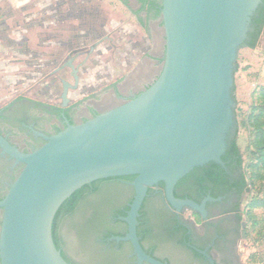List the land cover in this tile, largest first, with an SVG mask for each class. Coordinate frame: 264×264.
<instances>
[{
  "label": "water",
  "instance_id": "obj_1",
  "mask_svg": "<svg viewBox=\"0 0 264 264\" xmlns=\"http://www.w3.org/2000/svg\"><path fill=\"white\" fill-rule=\"evenodd\" d=\"M262 0H162L166 36L160 76L136 97L68 126L31 152L0 135L4 151L23 168L0 200L2 264H70L57 248L53 223L59 208L91 182L135 175V189L120 241H131L140 261L167 264L147 254L137 236L150 187L165 184L175 206L201 210L174 196L180 178L222 155L236 136L234 96L239 50L246 47Z\"/></svg>",
  "mask_w": 264,
  "mask_h": 264
},
{
  "label": "flooded vegetation",
  "instance_id": "obj_2",
  "mask_svg": "<svg viewBox=\"0 0 264 264\" xmlns=\"http://www.w3.org/2000/svg\"><path fill=\"white\" fill-rule=\"evenodd\" d=\"M136 1L139 10L143 2ZM65 6L67 8L61 14L56 13L61 10L50 8V16L54 19L60 16L69 20L79 18L81 22L79 26L70 23L65 27L69 33L67 40L60 43L59 49L51 52V58L45 62L53 65L49 68L52 72L48 83L53 93H49V98H52L41 101L21 95L0 106V135L24 152H31L43 145L46 142L44 135L58 133L69 123L85 122L136 97L157 80L165 63L166 36L162 14L156 16L155 10L149 9L148 5L139 15L134 10L139 22L148 28L150 34L155 23L163 29L159 36V54L153 57L149 52L130 74L99 94L83 98L88 60L95 52L98 53L95 49L103 38L96 39L87 49L83 40L87 32L82 31L87 22L86 10L81 6L73 8L71 2L65 3ZM139 17H142V21ZM57 35L56 32L54 38ZM152 35L154 38V33ZM34 70L46 69L41 65ZM87 88H90L89 84ZM228 151L229 145L222 155L224 164L211 161L196 166L175 185L176 198L191 200L201 206V210L188 205L175 206L166 195L165 184L164 188L160 183L150 187L152 193L137 224V236L147 254L167 264H247L244 260L247 222L242 210L246 189L240 192L237 186L241 170L235 156ZM212 164L218 168H210ZM22 168L23 163L6 153L0 145V200L5 197ZM131 182L126 179L103 182L98 192L90 197L92 203L88 211L90 217L93 211V216L97 211L98 233L95 236L113 264H151L139 260L131 241L114 239L115 236H122L117 233L126 235L128 230L127 222L121 218L124 215L119 211L127 212L126 207H130L128 191L133 187ZM2 217L3 208L0 207V234ZM63 223L62 220L59 235L66 253ZM90 235L87 233V237Z\"/></svg>",
  "mask_w": 264,
  "mask_h": 264
},
{
  "label": "rangeland",
  "instance_id": "obj_3",
  "mask_svg": "<svg viewBox=\"0 0 264 264\" xmlns=\"http://www.w3.org/2000/svg\"><path fill=\"white\" fill-rule=\"evenodd\" d=\"M70 2L73 8L78 9L81 6L86 10L85 20L87 22L85 28H82L83 32H87V36L83 38L86 41V48L88 49L96 39L103 38L95 49L98 53L95 52L88 60V70L84 74L86 84L83 98L95 93L99 94L117 80L130 74L149 52H152L153 57L159 54V36L163 33V29L155 23L151 28V34L148 32V28L139 22L133 12L139 7L136 0H40L44 18H48L47 14L50 19L54 18L50 16L48 9H59L61 11L56 13L61 14L62 10L67 8L65 3ZM55 20L58 35L54 38L55 42L52 45L53 50H58V45L67 40L69 36L65 27L70 23L79 26L81 21L79 18L69 20L61 16L55 17ZM152 33H154V38ZM156 43L157 46H155ZM44 55L47 56L46 53ZM50 58H41L40 62H44L45 65L46 60ZM240 62L242 64V61ZM51 67L53 65L47 63L46 70L26 68L24 70H0V106L21 95L41 101L51 99L49 95L52 92L48 87L52 72L49 68ZM246 71L239 70V82H242V79L247 83L250 81L248 80L250 77L244 75ZM260 71L264 73V70ZM249 83L241 85L235 97L237 141L243 156L242 169L248 180L242 198V210L247 222L244 260L247 264H264V203L252 204L254 200L264 198V169L260 158L262 143L257 138L259 130H264V125L257 127L254 124L255 120L250 116L255 98H252L251 83ZM88 84L90 88L86 89ZM261 121H264V117ZM63 222L67 256L75 264H91L81 247L75 228L69 221L64 220Z\"/></svg>",
  "mask_w": 264,
  "mask_h": 264
},
{
  "label": "crops",
  "instance_id": "obj_4",
  "mask_svg": "<svg viewBox=\"0 0 264 264\" xmlns=\"http://www.w3.org/2000/svg\"><path fill=\"white\" fill-rule=\"evenodd\" d=\"M42 10L40 0H0V70H34L41 65L46 68L47 64L40 60L50 58L49 53L55 51L52 44L57 27L55 19L48 14L44 18ZM239 70H247L244 75L250 77L251 84L248 83L255 98L264 87V73L260 71L264 70V32L255 48L246 46L239 50L235 97L239 87L248 84L244 79L239 82Z\"/></svg>",
  "mask_w": 264,
  "mask_h": 264
},
{
  "label": "trees",
  "instance_id": "obj_5",
  "mask_svg": "<svg viewBox=\"0 0 264 264\" xmlns=\"http://www.w3.org/2000/svg\"><path fill=\"white\" fill-rule=\"evenodd\" d=\"M143 2V6L141 9L136 10L135 13L139 15L140 11L142 9H146V6H149V9H154L156 16H161L162 14V0H140ZM142 21V17H139ZM264 31V0H262V3L260 4L257 14L253 17L252 20V30L249 34V39L247 41V46L251 48H255L259 40L263 34ZM235 91V89H234ZM236 113V111H235ZM251 118H253L254 124L258 127L260 125H264V121H261L264 117V87L260 88L256 94L254 99V104H252L251 109ZM237 131L236 136L233 140L229 143V151L228 153L233 154L235 156V160L237 165L239 166L241 170V179L238 181L237 186H239L240 192H244L248 185V180L243 172L242 164H243V156L240 149V146L237 141ZM257 138L261 140V163L262 168L264 169V130H259V134L257 135ZM225 158V156L223 157ZM216 167L217 165L212 164L210 168ZM211 172V170L209 171ZM135 178V175H126V176H116V177H107L102 178L99 180H95L91 182L90 184H86L76 190L67 200L63 202L61 207L59 208L58 212L56 213L54 223H53V236L54 241L57 246V248L61 251L63 257L70 263L75 264L65 253L62 247V237L59 235L60 230V223L63 220L69 221L72 227L75 228L77 235L79 236L81 247L84 250V253L91 264H113L112 260L110 259V255L103 250L101 246H99V243L97 241V237L95 236L98 233V224L96 221V214L97 211L94 213L92 212V216L90 217L89 211L90 205H91V196L94 195L100 187L104 184L103 182H108L112 179H126L133 181ZM162 188H164V183L160 182ZM110 192V191H109ZM135 193L134 187L128 191V195H130V203L133 200ZM152 193V188H149L148 190V196L145 198L142 207L140 209V215L141 217L138 218V220H141L144 207L147 202V200L150 197V194ZM264 203V198L258 199V201L254 200L253 205ZM129 206L126 207V210H129ZM93 210V209H92ZM119 211V209H118ZM121 215H126L127 212L125 211H119ZM125 228V227H124ZM127 229V224H126ZM87 233L91 234L89 237H87ZM125 233H117V235H124ZM95 236V237H94Z\"/></svg>",
  "mask_w": 264,
  "mask_h": 264
}]
</instances>
